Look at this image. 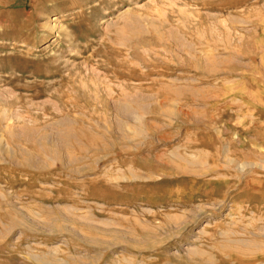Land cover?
Here are the masks:
<instances>
[{"label":"rangeland","instance_id":"1","mask_svg":"<svg viewBox=\"0 0 264 264\" xmlns=\"http://www.w3.org/2000/svg\"><path fill=\"white\" fill-rule=\"evenodd\" d=\"M65 1L0 5V264H264V0Z\"/></svg>","mask_w":264,"mask_h":264},{"label":"bare ground","instance_id":"2","mask_svg":"<svg viewBox=\"0 0 264 264\" xmlns=\"http://www.w3.org/2000/svg\"><path fill=\"white\" fill-rule=\"evenodd\" d=\"M10 1H13L12 3H14L15 0H0V5H1V6H5L6 4L10 3ZM60 2H61V3H64V4L66 3L65 0H60ZM71 2H72V1H71ZM213 69H215V68H213ZM219 70H220V69H219ZM215 71H216V69H215ZM209 72H211V70H210ZM213 72H214V71H213ZM213 72H211V73H213ZM205 73H206V72H205ZM214 73H215V72H214ZM214 73H213V74H214ZM85 97H86V96H85ZM86 99H88V98H86ZM86 99H85V100H86ZM88 101H90V100H88ZM74 104H75V103H74ZM66 105H67V104H66ZM51 110H52V109H51ZM7 117H8V116H7ZM10 118H11V117H10ZM10 118H9V119H10ZM68 118H69V117H68ZM61 119H62V118H61ZM64 119H65V118H63V120H64ZM66 119H67V118H66ZM11 120H12V118H11ZM68 120L70 121V119H68ZM61 121H62V120H61ZM64 121H65V120H64ZM69 121H66V122H69ZM72 121H73V120H71V122H72ZM74 121H76V119H75ZM74 121H73V122H74ZM71 122H70V123H71ZM80 122H81V121H80ZM76 123H77V122H76ZM56 124H58V123H56ZM63 124H64V123H63ZM66 124H67V123H66ZM68 124H69V123H68ZM74 124H75V123H74ZM80 124H81V123H80ZM23 125H24V124H23ZM25 125H26V124H25ZM59 125H60V124H59ZM61 125H62V124H61ZM5 126H6V125H5ZM67 128H68V127H67ZM10 135H11V134H10ZM122 138H123V137H122ZM0 146H1V145H0ZM29 147H30V146H29ZM21 148H22V147H21ZM25 149H26V148H25ZM32 149H33V148H32ZM28 150H29V149H28ZM44 150H45V149H44ZM19 151H20V150H19ZM21 151H22V150H21ZM21 151H20V152H21ZM6 153H7V152H6ZM24 153H25V152H24ZM27 153H28V152H27ZM30 153H31V152H30ZM22 154H23V153H22ZM37 154H39V153H37ZM40 154H41V152H40ZM41 155H42V154H41ZM43 155H44V154H43ZM181 170H182V169H181ZM163 174H164V173H163ZM241 209H242V208H241ZM239 210H240V209H239ZM249 217H250V216H249ZM263 240H264V239H263ZM242 245H243V244H242ZM240 250H241V249H240ZM48 262H49V261H48ZM48 262H47V263H48ZM55 263H56V262H55ZM57 263H58V262H57Z\"/></svg>","mask_w":264,"mask_h":264}]
</instances>
